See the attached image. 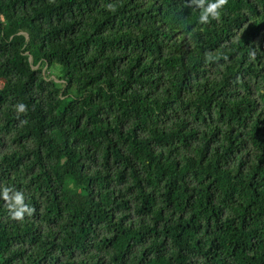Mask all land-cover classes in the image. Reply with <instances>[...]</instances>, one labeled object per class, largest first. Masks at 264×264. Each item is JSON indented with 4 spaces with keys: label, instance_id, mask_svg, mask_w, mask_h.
Segmentation results:
<instances>
[{
    "label": "trees",
    "instance_id": "16d2710c",
    "mask_svg": "<svg viewBox=\"0 0 264 264\" xmlns=\"http://www.w3.org/2000/svg\"><path fill=\"white\" fill-rule=\"evenodd\" d=\"M217 11L0 0V264H264V0Z\"/></svg>",
    "mask_w": 264,
    "mask_h": 264
},
{
    "label": "clouds",
    "instance_id": "9594fccd",
    "mask_svg": "<svg viewBox=\"0 0 264 264\" xmlns=\"http://www.w3.org/2000/svg\"><path fill=\"white\" fill-rule=\"evenodd\" d=\"M196 8L200 9L198 21L201 24H207L211 19H215L218 15V8L223 0H192ZM25 105L20 103L16 106L19 112L25 111ZM0 198L6 202L9 215L13 219H21L26 213H30L32 209L24 202V195L15 191L11 187H3L0 189Z\"/></svg>",
    "mask_w": 264,
    "mask_h": 264
},
{
    "label": "rangeland",
    "instance_id": "374dc122",
    "mask_svg": "<svg viewBox=\"0 0 264 264\" xmlns=\"http://www.w3.org/2000/svg\"><path fill=\"white\" fill-rule=\"evenodd\" d=\"M48 74V76H49V78L52 80V81H54V82H56L57 84H59V85H61V82H59L58 80H57V78H56V76L59 74V72H58V70H56V69H51L50 71H49V73H47Z\"/></svg>",
    "mask_w": 264,
    "mask_h": 264
}]
</instances>
